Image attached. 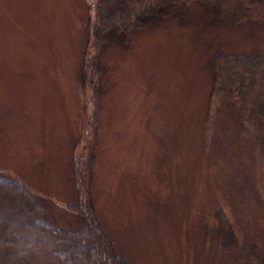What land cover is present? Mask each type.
Returning <instances> with one entry per match:
<instances>
[{
	"label": "rangeland",
	"instance_id": "374dc122",
	"mask_svg": "<svg viewBox=\"0 0 264 264\" xmlns=\"http://www.w3.org/2000/svg\"><path fill=\"white\" fill-rule=\"evenodd\" d=\"M97 5L0 0V177L47 211L42 221L30 204L17 240H43L26 230L46 220L80 229L65 210L79 205L78 166L124 264H264V144L252 131L264 121L243 124L208 66L217 52L264 53V25L215 24L194 2L100 46Z\"/></svg>",
	"mask_w": 264,
	"mask_h": 264
},
{
	"label": "trees",
	"instance_id": "16d2710c",
	"mask_svg": "<svg viewBox=\"0 0 264 264\" xmlns=\"http://www.w3.org/2000/svg\"><path fill=\"white\" fill-rule=\"evenodd\" d=\"M98 1L91 31H94L93 42H98L100 46L109 35L126 39L132 32L177 17L194 2L215 24L264 25V0ZM88 63L93 65L90 59ZM208 66L212 74L213 93L220 94L225 102L230 103V107L238 108L239 116L244 119L243 124H249L252 117L259 122L264 121V53L254 51L230 55L217 52L209 59ZM96 68L94 85L100 89L101 69L97 64ZM243 112L248 115L246 118ZM252 131L264 144V127L255 124ZM75 173L79 182V205H67L65 210L80 215L83 225L77 232H72L60 229L53 220H46L47 226L34 223L26 230L27 234H30L29 230L42 232L44 238L32 242L24 239L18 241L16 233L23 220L30 215L29 205H38L41 209L42 205L25 184L0 177V264H73L76 261H83L82 264H124L112 254L110 244L94 216L91 203L85 196L78 166ZM42 211L38 215L44 221L46 209ZM72 252L76 255L69 259Z\"/></svg>",
	"mask_w": 264,
	"mask_h": 264
}]
</instances>
